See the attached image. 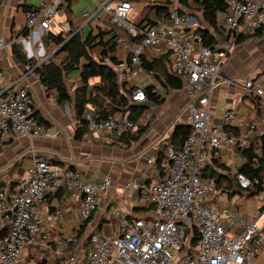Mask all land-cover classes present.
Segmentation results:
<instances>
[{
    "label": "built area",
    "instance_id": "obj_1",
    "mask_svg": "<svg viewBox=\"0 0 264 264\" xmlns=\"http://www.w3.org/2000/svg\"><path fill=\"white\" fill-rule=\"evenodd\" d=\"M179 1L170 0L172 7L166 23L145 27L130 21L134 8L131 0L97 1V7L82 12V22L73 27L68 18L62 21L55 18L66 14L65 0H47L25 11L24 33L7 43L0 38V49L6 44L20 43L29 60L24 73L13 81L19 83L25 72H35L36 67L61 48L62 44L50 42L51 52L46 54L44 37L60 35L66 41L102 12L110 31L120 26L131 37L140 39L115 37V43L128 54L121 62L112 63L107 55L94 59L110 65L117 79L128 83L143 74L141 56L146 49L170 50V69L184 79L189 126L179 147L164 148L165 167L161 175L147 183L129 181L124 185L153 206L154 213L146 218L121 216L110 236L99 237L92 232L80 241L76 233L51 235L38 215L43 198L48 193L69 188L71 198L79 204L80 230L96 210L98 197L111 187L110 177L104 176L98 182L85 181L77 170L63 169L37 157L31 147L32 156L24 176L13 185L0 186V264H34L31 251L43 250L48 252L53 264H258L254 258L264 245V232L254 220H245L233 209L213 210L207 200L219 190L213 178L201 176V170L211 157L219 155L222 147L247 148L250 134L258 124L240 123L233 111L226 110L219 124L214 125L207 107H196L193 100L203 84L210 87L215 84L220 65L231 51L235 37L254 34L264 25V0H226L221 21L228 37L216 48L202 46L198 35L183 32L189 17L177 11ZM4 75L5 70L0 67V135L13 133L26 136L32 142L46 131V126L34 115L33 97L27 86L20 83L15 90L8 91V86L1 84ZM222 81L231 83L232 79ZM242 87L257 99L259 123L264 124V78L249 75ZM129 88L131 102L147 99L142 86L133 84ZM151 92L157 93L156 88L151 87ZM206 100L202 98L201 102L206 104ZM83 118L87 133L94 138L133 133L137 129L136 121L129 118L128 112L100 117L89 106L84 107ZM147 162L153 163V160L147 159ZM234 179L242 190L261 187L264 193V183L258 176L249 177L238 171ZM61 215V210L55 209L46 216V221L53 222ZM225 220L237 226V235L228 233ZM192 229L196 230V240L190 246L187 232ZM175 250L184 258L175 256Z\"/></svg>",
    "mask_w": 264,
    "mask_h": 264
},
{
    "label": "crops",
    "instance_id": "obj_2",
    "mask_svg": "<svg viewBox=\"0 0 264 264\" xmlns=\"http://www.w3.org/2000/svg\"><path fill=\"white\" fill-rule=\"evenodd\" d=\"M46 1L40 0L34 5L26 3L25 0H0V38L7 43L19 36L25 22L23 3L35 8ZM97 1L102 0H65L67 12L59 16L57 21L68 18L73 27L78 26L82 22L81 13L94 10L97 7ZM131 1L134 8L129 15L130 21L141 27L144 23L143 14L148 4H165V0ZM171 7L170 2L169 9ZM176 7L179 13L189 17L183 27L185 34H191L194 29L205 25L196 0H180ZM222 13L217 15V23L223 26ZM149 17L156 22L155 25L168 21V17L157 18L153 11L149 12ZM97 26H100L104 32L105 40L108 39V35H112L110 25L105 21V15L102 12L85 25L81 30L82 34L86 35ZM226 38L227 35H219L217 46L226 41ZM16 44L22 53L21 44ZM91 53L94 58L104 55L101 46L94 47ZM165 53L166 51L161 48H148L141 58L152 60ZM112 55H119L122 61L128 54L125 49L118 46ZM28 66V63L22 64L16 59L12 52V45L6 44L3 49H0V67L5 70L1 84L8 86V91L15 90L21 85L20 83L25 84L33 97L34 112L43 119L42 123L46 126V131L33 138L32 142L26 136L13 133L0 135L1 186L13 185L24 176L32 156L30 148L33 147V153L37 157L63 169H75L85 181L98 182L104 176H109L112 182L111 187L98 197L96 210L80 230V208L78 202L71 198V190L61 188L54 193L46 194L38 215L52 236L76 233L80 241L87 238L93 231L100 230L104 236L108 237L121 216L146 218L152 215L154 207L147 204L137 192L125 188L124 185L129 181L147 183L161 175L165 167L164 148L168 145L176 147L180 145V141L176 139L171 141L170 137L178 125H188L186 109L188 96L184 88V79H182L181 88L167 93L159 81L145 71L132 81L124 83L127 89L133 84L154 87L157 93L163 96V101L160 103H155L151 99L134 103L142 108L136 120L135 131L138 133L141 130V133L135 141L120 138L121 133H113L106 138H94L86 132L78 139L75 136L78 120L71 108L73 101L69 104H58L55 91H47L35 72H25L22 82L13 83L14 79L23 74ZM249 75H255L258 79L264 78V25L260 26L254 34L238 42L234 41L231 51L220 65L215 84L212 87L203 84L193 103L194 105L196 103L198 107L203 105L207 107L211 123L214 125L219 124L226 110L233 111L240 123H257V127L251 132V138L256 147L260 142L259 138L264 135V124L259 123L255 99L242 87L243 80ZM67 76L72 79V82H80L77 72H70ZM223 78H231L232 82H223ZM99 82L98 77H92L88 80V86ZM68 87L72 92L77 86ZM202 98L207 99L206 104L201 102ZM89 106L93 105H85V107ZM238 128L239 125L236 129ZM147 159H152L153 163H148ZM242 161L243 156L240 151L227 147H222L217 157L210 158L206 165L216 169L219 174L217 182L219 192L216 196L210 197L207 203L215 211L227 207L237 211L247 221L259 222L257 225L264 232L263 191L257 188L242 190L234 179V174ZM261 176L264 178V170ZM224 186L229 187L223 190ZM55 209H60L62 215L48 223L46 216ZM224 224L230 235L235 236L239 233L235 224H228L226 220ZM81 231L82 234L79 236ZM30 257L34 264L42 260L44 264H53L46 250L31 251ZM254 260L258 264H264V245L255 255Z\"/></svg>",
    "mask_w": 264,
    "mask_h": 264
},
{
    "label": "trees",
    "instance_id": "obj_3",
    "mask_svg": "<svg viewBox=\"0 0 264 264\" xmlns=\"http://www.w3.org/2000/svg\"><path fill=\"white\" fill-rule=\"evenodd\" d=\"M196 1L205 25L194 29L192 34L200 37V44L202 46L216 48L218 42L217 37L219 35L228 34L225 28L217 23V15L226 10L227 2L226 0ZM169 4L170 0H165V4H148L143 14L144 23L142 27L156 24V22L149 17V12L151 11L154 12L157 18L166 19L169 13ZM31 8H34V6L23 3L24 12ZM20 33H24V28H22ZM111 33L112 35H108V39L105 40L104 32L101 30L100 26H97V28L91 30L86 35H83L81 30L76 32L66 43H64L65 40L60 35L51 34L43 38V43L47 46L50 42H52L53 45L62 44L61 50L57 53H63L65 54V57L59 62L52 57L36 67L34 71L47 91H55V99L58 104L64 105L65 103L69 104L70 101H73L71 108L74 112V116L78 120V127L75 133V136L78 139L87 132L86 122L83 118V110L86 104H92L96 113H98L100 117H105L109 114L122 115V113L128 112L129 118L136 121L142 112V108L137 107L134 102L130 101V88L127 89L124 85L125 82L117 79L116 72L111 66L97 62L92 56V49L96 46H101L102 53L109 56L112 63L121 62L119 55H112L119 46L114 41L115 37L120 36L130 40L140 39V37H131L127 34L126 30L120 26H114ZM249 35L252 34H238L235 37V42H238ZM12 52L19 62L22 64H29V60L25 58L23 52V54L20 52L16 43L12 44ZM171 60L172 55L170 50L164 55L152 60L143 59V57L141 58L144 71L151 73L154 78L159 81L166 93L170 90L182 87L183 78L180 74L171 71ZM75 69H78L77 77L80 82L71 92L66 83V77ZM92 77H98L100 82L88 86V80ZM143 89L146 92L147 99H151L155 103L163 101V96L151 92L150 86H145ZM71 94H73V97H71ZM253 98L255 99V106L258 111L257 99L255 97ZM34 115L39 122H43V119L37 116V113L34 112ZM188 131V125H178L175 128L173 135L170 137V140L173 141L176 139L177 141L182 142ZM140 133L141 130H139L138 133L122 132L120 138H129L130 140L135 141ZM259 139L260 142L258 146L255 147L250 134L248 147L245 149H235L240 151L243 156V161L238 166L236 172H243L249 177L258 176L261 179V182L264 183V178L261 176L264 166V135ZM173 147L177 148L176 146ZM201 176L213 178L216 187L219 190V186L217 185L219 174L216 169L206 165L201 170ZM227 187L229 186H224L223 190H226ZM257 189L261 190V187H257ZM81 234L82 231L79 233V236ZM187 235L189 236L188 245L192 246L196 240V230H188ZM35 264H44V260L38 261Z\"/></svg>",
    "mask_w": 264,
    "mask_h": 264
},
{
    "label": "rangeland",
    "instance_id": "obj_4",
    "mask_svg": "<svg viewBox=\"0 0 264 264\" xmlns=\"http://www.w3.org/2000/svg\"><path fill=\"white\" fill-rule=\"evenodd\" d=\"M26 1V3H32V4H34V5H36V4H38V2L40 1V0H25ZM56 18V20L58 19V16H56L55 17ZM44 44V47H45V51H46V54H49L50 52H51V49H50V47L49 46H47L45 43H43ZM65 57V54H56V53H54L53 54V59L54 60H56L57 62H59L62 58H64ZM71 72H78V69H75V70H73V71H71ZM66 83H67V85L68 86H71V87H75V86H78V84H79V82H72V79H70L68 76L66 77ZM195 105H196V107H198V105L195 103ZM237 188V187H236ZM259 222H257V224H258ZM94 232V234L96 235V236H99V237H103L104 235L100 232V230H95V231H93ZM173 254L175 255V256H179L178 258H184V256H183V254L181 253V252H179V251H177V250H175V251H173ZM45 255V254H44ZM43 255V256H44Z\"/></svg>",
    "mask_w": 264,
    "mask_h": 264
},
{
    "label": "water",
    "instance_id": "obj_5",
    "mask_svg": "<svg viewBox=\"0 0 264 264\" xmlns=\"http://www.w3.org/2000/svg\"><path fill=\"white\" fill-rule=\"evenodd\" d=\"M74 34H72L66 41H64V43H66L72 36H73ZM227 37H228V34H227ZM227 39V38H226ZM63 43V44H64ZM61 50V48H59L57 51H56V53L57 52H59ZM71 97H73V94H71Z\"/></svg>",
    "mask_w": 264,
    "mask_h": 264
}]
</instances>
